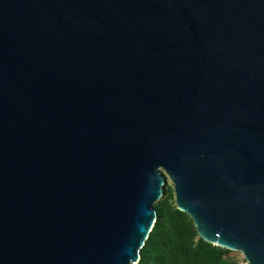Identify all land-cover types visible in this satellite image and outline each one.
Here are the masks:
<instances>
[{
	"label": "water",
	"instance_id": "obj_1",
	"mask_svg": "<svg viewBox=\"0 0 264 264\" xmlns=\"http://www.w3.org/2000/svg\"><path fill=\"white\" fill-rule=\"evenodd\" d=\"M164 174L264 264V0H0V264H137Z\"/></svg>",
	"mask_w": 264,
	"mask_h": 264
},
{
	"label": "trees",
	"instance_id": "obj_2",
	"mask_svg": "<svg viewBox=\"0 0 264 264\" xmlns=\"http://www.w3.org/2000/svg\"><path fill=\"white\" fill-rule=\"evenodd\" d=\"M156 221L137 264H233L228 250L202 241L192 220L167 199L153 205Z\"/></svg>",
	"mask_w": 264,
	"mask_h": 264
},
{
	"label": "rangeland",
	"instance_id": "obj_3",
	"mask_svg": "<svg viewBox=\"0 0 264 264\" xmlns=\"http://www.w3.org/2000/svg\"><path fill=\"white\" fill-rule=\"evenodd\" d=\"M164 179L165 182L164 185L162 186V196L157 202L167 199V202L169 204L174 203L175 205L173 184L171 183L168 176H166L165 174H164ZM227 259L231 261L233 264H247L241 253L236 251H229L227 255Z\"/></svg>",
	"mask_w": 264,
	"mask_h": 264
}]
</instances>
